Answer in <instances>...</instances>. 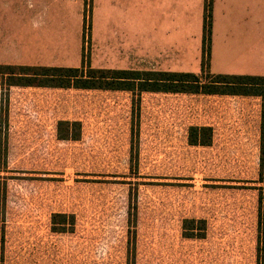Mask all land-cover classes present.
<instances>
[{"label":"rangeland","instance_id":"obj_1","mask_svg":"<svg viewBox=\"0 0 264 264\" xmlns=\"http://www.w3.org/2000/svg\"><path fill=\"white\" fill-rule=\"evenodd\" d=\"M131 1L85 0L82 25L66 29L0 11V65L39 66L64 30L58 65L198 74L215 62L205 0L201 21L193 5L177 23ZM210 72L264 77V66ZM136 99L0 85V264H258L261 98L142 93L133 109ZM65 120L81 123L80 140L57 139ZM191 126H211L212 144L189 145ZM56 213L74 216L71 232L52 230ZM186 219L206 221L203 238L183 236Z\"/></svg>","mask_w":264,"mask_h":264},{"label":"trees","instance_id":"obj_2","mask_svg":"<svg viewBox=\"0 0 264 264\" xmlns=\"http://www.w3.org/2000/svg\"><path fill=\"white\" fill-rule=\"evenodd\" d=\"M211 3L212 0H205L204 27L206 31L211 26ZM205 65H208V61H204L202 67L204 68ZM203 68L200 73L195 74L158 70L95 69L83 61L78 67L0 65V85L3 84L8 88L124 91L131 93L133 98H137L133 101V109H137L135 104L138 103L142 93L259 97L262 101L259 166L261 170H264V77L213 74ZM56 136L61 141L80 140L81 123L79 121H59ZM187 140L191 146H210L213 141V128L211 126H191L188 129ZM51 219L52 230L56 233L71 232L74 228L73 215L56 213ZM259 226L263 233V197L259 199ZM182 228L185 238L200 239L204 236L206 221L186 219L183 221ZM262 239L258 264H264V238Z\"/></svg>","mask_w":264,"mask_h":264},{"label":"crops","instance_id":"obj_3","mask_svg":"<svg viewBox=\"0 0 264 264\" xmlns=\"http://www.w3.org/2000/svg\"><path fill=\"white\" fill-rule=\"evenodd\" d=\"M84 1L0 0V11L17 13V17L24 21L21 25L27 24L30 20L36 21V19L43 17L47 27L53 29L63 27L66 29L68 19L73 20L77 25H82ZM129 2L130 0H122L123 8L128 6ZM131 2L141 6L142 10L149 12L168 11V15L161 12L163 22L168 19L175 23L179 22L180 13L187 12L193 5L196 12L198 9L196 20L201 21L202 19V9L201 14L199 10L200 5L202 8L203 0H132ZM105 3L111 5L113 0H105ZM145 5L147 7L143 8ZM125 11L127 10L125 9ZM77 25H74L75 29L80 26ZM211 27L213 29L211 53L215 62H212V58H210L206 66L208 71H260L263 68L264 37L259 36V33L257 31L253 32L252 29H264V0H212ZM239 29L246 30L240 31ZM55 34L59 36L58 41L50 40L52 43H49L48 46L50 53L54 55L43 57L45 60H42L43 62H53L47 64L40 62L39 66L67 67V65L55 63L58 60H67L66 30H64L63 35L60 34V31H55ZM75 34L77 35V32ZM61 36L64 38L62 41ZM3 58L5 57L0 56V59ZM199 69L202 71V66ZM242 98L246 100V97Z\"/></svg>","mask_w":264,"mask_h":264}]
</instances>
